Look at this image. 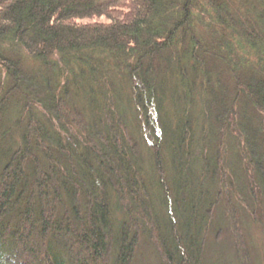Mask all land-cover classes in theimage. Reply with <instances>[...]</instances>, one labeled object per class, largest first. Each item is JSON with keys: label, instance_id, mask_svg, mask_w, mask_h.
<instances>
[{"label": "trees", "instance_id": "1", "mask_svg": "<svg viewBox=\"0 0 264 264\" xmlns=\"http://www.w3.org/2000/svg\"><path fill=\"white\" fill-rule=\"evenodd\" d=\"M258 227L264 0H0V264H260Z\"/></svg>", "mask_w": 264, "mask_h": 264}, {"label": "rangeland", "instance_id": "2", "mask_svg": "<svg viewBox=\"0 0 264 264\" xmlns=\"http://www.w3.org/2000/svg\"><path fill=\"white\" fill-rule=\"evenodd\" d=\"M254 232H255L254 237H255V240L257 241V245L259 249L264 253V227H261V228L258 227V229H256ZM147 249H148L147 247L141 249L139 256L136 259L135 264H154L149 258V253ZM259 257L260 259H257V262L261 264L264 262V259L261 256ZM220 262L221 264H229L230 260L227 257L224 260H221Z\"/></svg>", "mask_w": 264, "mask_h": 264}]
</instances>
